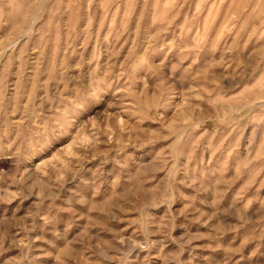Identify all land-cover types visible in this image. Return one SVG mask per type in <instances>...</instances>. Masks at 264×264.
<instances>
[{
    "label": "rangeland",
    "instance_id": "obj_1",
    "mask_svg": "<svg viewBox=\"0 0 264 264\" xmlns=\"http://www.w3.org/2000/svg\"><path fill=\"white\" fill-rule=\"evenodd\" d=\"M0 264H264V0H0Z\"/></svg>",
    "mask_w": 264,
    "mask_h": 264
}]
</instances>
